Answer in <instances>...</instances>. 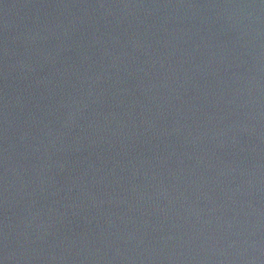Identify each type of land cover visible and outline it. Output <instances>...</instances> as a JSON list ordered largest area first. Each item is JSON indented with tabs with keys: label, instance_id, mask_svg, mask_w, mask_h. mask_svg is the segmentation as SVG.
<instances>
[{
	"label": "water",
	"instance_id": "water-1",
	"mask_svg": "<svg viewBox=\"0 0 264 264\" xmlns=\"http://www.w3.org/2000/svg\"><path fill=\"white\" fill-rule=\"evenodd\" d=\"M0 264H264V0H0Z\"/></svg>",
	"mask_w": 264,
	"mask_h": 264
}]
</instances>
